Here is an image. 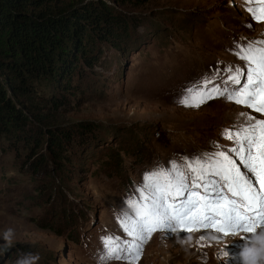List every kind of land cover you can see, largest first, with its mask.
<instances>
[{"label":"rangeland","instance_id":"374dc122","mask_svg":"<svg viewBox=\"0 0 264 264\" xmlns=\"http://www.w3.org/2000/svg\"><path fill=\"white\" fill-rule=\"evenodd\" d=\"M103 1L127 19L124 51L101 48L91 69H83L75 99L50 123L97 127L72 145L74 166L63 184L49 169L33 174L29 153L0 137V264H127L102 261L101 238H127L117 217L130 213L126 201L143 174L182 156L215 152L213 142L227 150L232 141L221 131L244 123L240 112L264 119L222 97L199 108L178 102L203 77L243 64L232 54L234 42L264 39V23L246 27L251 21L242 0H147L136 8ZM34 91L38 100L59 93L45 81ZM35 154H45L42 144ZM200 235L157 231L137 264H202V252L206 264H224L217 253L239 241V235L214 241L209 233L201 246ZM240 254L244 264H264V233Z\"/></svg>","mask_w":264,"mask_h":264},{"label":"snow or ice","instance_id":"6c2138e0","mask_svg":"<svg viewBox=\"0 0 264 264\" xmlns=\"http://www.w3.org/2000/svg\"><path fill=\"white\" fill-rule=\"evenodd\" d=\"M250 23H264V0H242ZM232 54L242 65H228L223 75L205 76L188 87L178 102L199 108L209 100L224 98L230 103L264 114V39L234 42ZM219 78L220 84L215 80ZM211 85V86H210ZM244 123H234L221 131L232 141L227 150L218 149L203 156H182L167 167L146 171L142 183L129 197V212L117 217L125 237H102V261H125L137 264L143 246L153 233L193 231L201 235L203 245L211 233L214 241L239 235V241L217 253L224 264H244L241 252L253 247V236L264 233V119L240 112ZM232 248L237 252L233 253ZM202 252V264H206Z\"/></svg>","mask_w":264,"mask_h":264},{"label":"trees","instance_id":"16d2710c","mask_svg":"<svg viewBox=\"0 0 264 264\" xmlns=\"http://www.w3.org/2000/svg\"><path fill=\"white\" fill-rule=\"evenodd\" d=\"M115 1L136 8L147 0ZM126 21L103 0H0V137L29 153L26 166L33 174L49 169L61 186L73 170L72 145L97 127L50 123L75 99L83 69H91L101 48L124 51ZM42 81L58 95L38 100L34 84ZM41 144L45 154L36 155Z\"/></svg>","mask_w":264,"mask_h":264},{"label":"clouds","instance_id":"9594fccd","mask_svg":"<svg viewBox=\"0 0 264 264\" xmlns=\"http://www.w3.org/2000/svg\"><path fill=\"white\" fill-rule=\"evenodd\" d=\"M20 264H24V262H23V261H21V262H20Z\"/></svg>","mask_w":264,"mask_h":264}]
</instances>
